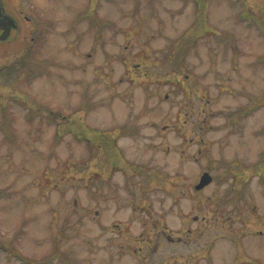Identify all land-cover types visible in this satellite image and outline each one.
I'll use <instances>...</instances> for the list:
<instances>
[{"label": "rangeland", "instance_id": "obj_1", "mask_svg": "<svg viewBox=\"0 0 264 264\" xmlns=\"http://www.w3.org/2000/svg\"><path fill=\"white\" fill-rule=\"evenodd\" d=\"M4 2L0 264H264V0Z\"/></svg>", "mask_w": 264, "mask_h": 264}, {"label": "flooded vegetation", "instance_id": "obj_2", "mask_svg": "<svg viewBox=\"0 0 264 264\" xmlns=\"http://www.w3.org/2000/svg\"><path fill=\"white\" fill-rule=\"evenodd\" d=\"M2 5H3V8L5 10L6 3L4 2V0H2ZM8 6H10V0H9ZM7 14H8V16H11L9 13H7ZM16 26H17V28L11 30L9 37L5 41L10 40L11 37L13 38V36H12L13 33L15 31L18 32L20 30L18 25H16ZM90 27H92V26H89V28ZM115 155H117V153ZM116 161H119L118 157L116 158ZM113 165H114L113 167H116L115 163ZM108 166L109 165H108V160H107V167L105 168L107 170V172L112 169L111 167L108 168ZM181 231H182L181 235H178L175 238H173L170 234L166 233L164 230H162L161 235H160V237L163 240H169V243L167 242L165 244H168V245L182 244L184 247L188 248V249H184L182 251H178L177 253L174 252V249H172V251H170L169 253H165V252L163 254L159 253L160 247L164 248V250H165V248H168L169 246L159 243L160 239L158 237V233H159L158 230H154V233L151 234L152 237H151L150 242H146L143 238H141L140 239V241H142L141 243L145 244L147 247L152 249V251L148 250V257H143L142 254H140L142 257L143 264H169L168 261L170 263H173V261H174V263H179V264H197L198 260H204V262L207 263L208 260H210V262H211L212 259H216V256L221 257V255H218L219 252H217V255H215V250H217V248H218L217 247L218 244L216 243L218 237L216 239L213 238L214 236L212 237V230H207L206 235L203 234V232L197 230L198 232L196 233V235H197L196 238L193 240L190 238V239H187L186 241L184 240L183 237L191 236V234H190L191 232H190V230H181ZM214 233H216V232H214ZM218 246L220 247V245H218ZM190 247L193 249L194 253L189 251ZM141 249H143V248H140L139 251H141ZM198 251H199V253L196 254L195 252H198ZM154 257H156V260H158L157 262L154 260ZM235 260L236 259H233V261H235ZM242 260H243V262H247V264H249V259L247 257L245 259H242Z\"/></svg>", "mask_w": 264, "mask_h": 264}, {"label": "water", "instance_id": "obj_3", "mask_svg": "<svg viewBox=\"0 0 264 264\" xmlns=\"http://www.w3.org/2000/svg\"><path fill=\"white\" fill-rule=\"evenodd\" d=\"M16 28L15 20L5 13L2 6V0H0V41H5L9 37L11 30ZM211 180V176L208 173H204L200 177L198 184L195 186V190H201L208 185Z\"/></svg>", "mask_w": 264, "mask_h": 264}, {"label": "trees", "instance_id": "obj_4", "mask_svg": "<svg viewBox=\"0 0 264 264\" xmlns=\"http://www.w3.org/2000/svg\"><path fill=\"white\" fill-rule=\"evenodd\" d=\"M246 18H248V17H246Z\"/></svg>", "mask_w": 264, "mask_h": 264}]
</instances>
